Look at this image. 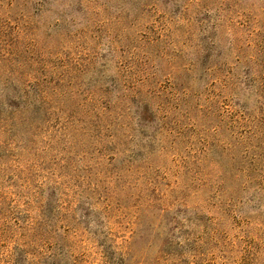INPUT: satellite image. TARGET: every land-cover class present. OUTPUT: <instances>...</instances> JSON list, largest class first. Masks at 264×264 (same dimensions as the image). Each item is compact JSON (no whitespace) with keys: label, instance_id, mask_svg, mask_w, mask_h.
Here are the masks:
<instances>
[{"label":"rangeland","instance_id":"374dc122","mask_svg":"<svg viewBox=\"0 0 264 264\" xmlns=\"http://www.w3.org/2000/svg\"><path fill=\"white\" fill-rule=\"evenodd\" d=\"M0 264H264V0H0Z\"/></svg>","mask_w":264,"mask_h":264}]
</instances>
